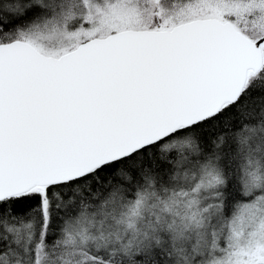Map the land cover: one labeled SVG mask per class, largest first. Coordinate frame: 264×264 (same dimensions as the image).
<instances>
[{
	"label": "trees",
	"instance_id": "1",
	"mask_svg": "<svg viewBox=\"0 0 264 264\" xmlns=\"http://www.w3.org/2000/svg\"><path fill=\"white\" fill-rule=\"evenodd\" d=\"M182 1L142 0L139 18L160 23L135 29L168 30L215 18L191 16L174 25L171 15L181 13ZM253 1L255 9L232 10L220 19L257 41L264 36V0ZM115 2L0 0V45L30 42L48 29L53 37L42 41L46 54L61 56L112 34L89 32ZM63 46L69 48L61 51ZM244 89L216 116L81 180L0 202V264H208L217 243L212 235L224 236L225 225L254 201L264 205V66L249 73ZM213 174L205 184L203 178ZM252 186L258 189L248 194ZM194 196L212 207L201 229L178 223L173 215L176 201ZM217 214L223 223L215 226Z\"/></svg>",
	"mask_w": 264,
	"mask_h": 264
},
{
	"label": "water",
	"instance_id": "2",
	"mask_svg": "<svg viewBox=\"0 0 264 264\" xmlns=\"http://www.w3.org/2000/svg\"><path fill=\"white\" fill-rule=\"evenodd\" d=\"M217 18L128 29L59 57L0 45V202L78 180L239 100L262 45Z\"/></svg>",
	"mask_w": 264,
	"mask_h": 264
},
{
	"label": "rangeland",
	"instance_id": "3",
	"mask_svg": "<svg viewBox=\"0 0 264 264\" xmlns=\"http://www.w3.org/2000/svg\"><path fill=\"white\" fill-rule=\"evenodd\" d=\"M181 0H178V2ZM189 1V2H188ZM142 0H117L106 12L100 13L99 25L93 31L99 33H109L114 31H124L144 26L146 23H156L159 21L139 18ZM258 3L253 0H185L177 6L181 13L171 15L173 24L186 21L191 16L195 17H215L217 19L228 15L232 10L248 11L255 9ZM139 18V19H138ZM164 21L166 16L162 17ZM36 36V35H33ZM49 30L42 31L39 36L33 37L30 41L35 48L44 54L50 53L45 49L42 42L50 37ZM81 36V35H80ZM53 37V36H52ZM76 35H70V38H76ZM29 42V41H28ZM69 47L63 46L61 51H66ZM214 174L203 178V182L209 183ZM194 186L190 189L194 191ZM200 186L196 188L199 191ZM199 197H191L188 200L182 199L175 202L173 212L175 220L181 224H187V227L201 229L205 226L206 215L211 212L212 207L204 208L198 200ZM161 206V205H159ZM163 206V205H162ZM166 207L162 209L165 213ZM194 220L196 223L193 225ZM220 215L215 218V226L222 224ZM186 226V225H185ZM226 234L218 237L216 233L211 234L212 239H217L207 256L208 264H264V205L260 206L254 201L248 207H244L237 213L231 225H225ZM189 229V228H188ZM208 233H204L207 237ZM215 241V240H214ZM86 242V239H85ZM206 252H204V255ZM204 263V262H203ZM205 264V263H204Z\"/></svg>",
	"mask_w": 264,
	"mask_h": 264
},
{
	"label": "bare ground",
	"instance_id": "4",
	"mask_svg": "<svg viewBox=\"0 0 264 264\" xmlns=\"http://www.w3.org/2000/svg\"><path fill=\"white\" fill-rule=\"evenodd\" d=\"M228 105V104H227ZM226 106V105H225ZM255 185V184H254ZM258 188L256 187V186H252V188H250V190L248 191L249 193L248 194H251V193H253V191L254 190H257ZM204 208H207V207H209V206H211V203L210 202H206L204 205Z\"/></svg>",
	"mask_w": 264,
	"mask_h": 264
}]
</instances>
